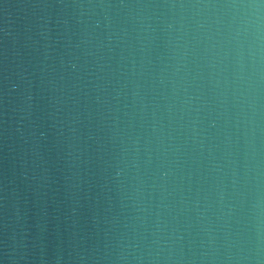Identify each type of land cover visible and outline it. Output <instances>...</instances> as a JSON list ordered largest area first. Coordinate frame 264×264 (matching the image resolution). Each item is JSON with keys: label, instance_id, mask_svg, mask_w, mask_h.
<instances>
[{"label": "water", "instance_id": "1", "mask_svg": "<svg viewBox=\"0 0 264 264\" xmlns=\"http://www.w3.org/2000/svg\"><path fill=\"white\" fill-rule=\"evenodd\" d=\"M0 264H264V0H0Z\"/></svg>", "mask_w": 264, "mask_h": 264}]
</instances>
